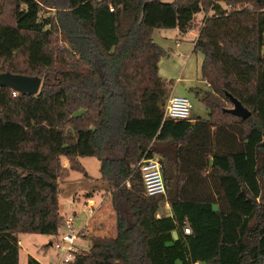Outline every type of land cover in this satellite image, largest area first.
<instances>
[{"label":"trees","instance_id":"16d2710c","mask_svg":"<svg viewBox=\"0 0 264 264\" xmlns=\"http://www.w3.org/2000/svg\"><path fill=\"white\" fill-rule=\"evenodd\" d=\"M13 5L0 21V73L41 84L35 95L0 86V264H19L20 234L58 233L59 181L69 169L88 177L81 156L100 162L115 235H89L71 264H264V0ZM200 12L192 52L207 89H194L208 116L176 120L164 115L171 82L152 33H187ZM227 94L250 116L224 111ZM151 157L165 195L144 192L137 164Z\"/></svg>","mask_w":264,"mask_h":264},{"label":"rangeland","instance_id":"374dc122","mask_svg":"<svg viewBox=\"0 0 264 264\" xmlns=\"http://www.w3.org/2000/svg\"><path fill=\"white\" fill-rule=\"evenodd\" d=\"M47 1L57 6L56 9H60L65 7L66 0ZM13 7V0H0V21L10 22L12 20ZM56 9L45 8L44 10L54 13ZM208 14L211 15V12L209 11ZM203 16V12L196 14L195 27L187 33L182 34L176 28L155 29L152 38L165 52L158 62V73L161 78L171 82V95L187 97L192 104L191 116L206 118L208 109L200 97L195 94L194 89H207L206 83L200 79L199 67L202 55L192 52V40L198 34ZM177 41L180 47L175 46ZM226 106L231 108L232 104H226ZM78 161L88 177L78 170L69 169L68 176L59 181V211L62 216L75 214V230H81L76 247L84 252L90 246L89 235H115V215L111 207L110 194L106 190L107 182L100 173L98 158L81 156L78 157ZM62 163L67 166L66 159H62ZM167 212L169 208L165 202L159 214ZM19 238L21 246L19 264H27L28 255L38 258L43 264L57 262L56 250L51 245V242L55 241L54 236L27 233L20 234Z\"/></svg>","mask_w":264,"mask_h":264},{"label":"built area","instance_id":"2783aa9c","mask_svg":"<svg viewBox=\"0 0 264 264\" xmlns=\"http://www.w3.org/2000/svg\"><path fill=\"white\" fill-rule=\"evenodd\" d=\"M112 11V8H109ZM15 94V91H13ZM192 104L187 97L170 95L164 105V115L172 119H189L191 117ZM137 167L141 173L144 192L147 196L165 195L166 186L163 177V166L157 157L142 158ZM88 206H92L88 204ZM159 213L157 216L159 217ZM75 214L64 216L62 226L54 236L55 241L51 245L56 250L57 262L55 264H71L76 254L81 251L76 247L80 239L81 230L76 231L74 227ZM88 223L86 224V226ZM189 234V227L183 229Z\"/></svg>","mask_w":264,"mask_h":264},{"label":"water","instance_id":"95a60500","mask_svg":"<svg viewBox=\"0 0 264 264\" xmlns=\"http://www.w3.org/2000/svg\"><path fill=\"white\" fill-rule=\"evenodd\" d=\"M40 84L41 78L36 75L14 74L8 71L0 73V86L9 87L20 94L35 95L39 91ZM227 96L232 102V107L224 109V111L242 119H246L250 116V111L245 108L239 100L234 98L231 94H227ZM173 237L177 238L176 232H173Z\"/></svg>","mask_w":264,"mask_h":264},{"label":"crops","instance_id":"0c3cea01","mask_svg":"<svg viewBox=\"0 0 264 264\" xmlns=\"http://www.w3.org/2000/svg\"><path fill=\"white\" fill-rule=\"evenodd\" d=\"M198 35V34H197ZM197 35L195 36V38L197 37ZM195 38L192 40V45H193V43H194V40H195ZM175 46L176 47H180V43L177 41L176 43H175ZM193 47V46H192ZM171 90L173 91V87L171 88ZM170 95H171V93H170ZM90 202H92V201H90ZM166 205H167V208H169V205H168V203H166ZM60 212V211H59ZM170 214V208H169V212H167L166 213V215H169ZM20 236V235H19ZM19 244H20V238H19ZM20 246V245H19ZM20 249H21V246H20ZM19 254H20V250H19ZM40 264H43L42 263V261L41 260H39L38 258H35Z\"/></svg>","mask_w":264,"mask_h":264}]
</instances>
